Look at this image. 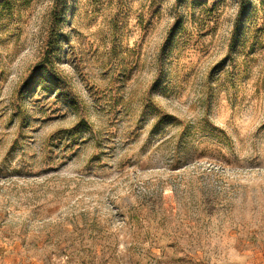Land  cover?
I'll return each mask as SVG.
<instances>
[{
  "label": "rangeland",
  "instance_id": "obj_1",
  "mask_svg": "<svg viewBox=\"0 0 264 264\" xmlns=\"http://www.w3.org/2000/svg\"><path fill=\"white\" fill-rule=\"evenodd\" d=\"M0 264H264V0H0Z\"/></svg>",
  "mask_w": 264,
  "mask_h": 264
},
{
  "label": "trees",
  "instance_id": "obj_2",
  "mask_svg": "<svg viewBox=\"0 0 264 264\" xmlns=\"http://www.w3.org/2000/svg\"><path fill=\"white\" fill-rule=\"evenodd\" d=\"M242 11L239 13V18H241L245 14V9L241 8Z\"/></svg>",
  "mask_w": 264,
  "mask_h": 264
}]
</instances>
